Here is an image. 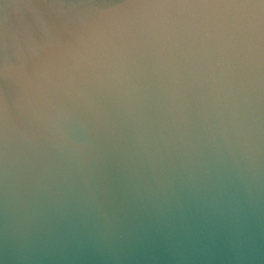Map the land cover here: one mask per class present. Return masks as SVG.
Here are the masks:
<instances>
[{
    "label": "water",
    "instance_id": "1",
    "mask_svg": "<svg viewBox=\"0 0 264 264\" xmlns=\"http://www.w3.org/2000/svg\"><path fill=\"white\" fill-rule=\"evenodd\" d=\"M0 264H264V0H0Z\"/></svg>",
    "mask_w": 264,
    "mask_h": 264
}]
</instances>
